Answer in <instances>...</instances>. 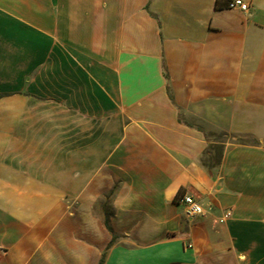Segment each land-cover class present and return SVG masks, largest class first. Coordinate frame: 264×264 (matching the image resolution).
I'll list each match as a JSON object with an SVG mask.
<instances>
[{
	"label": "crops",
	"instance_id": "crops-1",
	"mask_svg": "<svg viewBox=\"0 0 264 264\" xmlns=\"http://www.w3.org/2000/svg\"><path fill=\"white\" fill-rule=\"evenodd\" d=\"M216 1L0 0V264H264V0Z\"/></svg>",
	"mask_w": 264,
	"mask_h": 264
},
{
	"label": "built area",
	"instance_id": "built-area-1",
	"mask_svg": "<svg viewBox=\"0 0 264 264\" xmlns=\"http://www.w3.org/2000/svg\"><path fill=\"white\" fill-rule=\"evenodd\" d=\"M226 8L239 9L243 12H250L252 9L251 3L245 0H229ZM179 202L184 207V214L188 219H195L196 217L203 216L208 212V209L192 194L184 193L179 197ZM232 216V209H225L220 216L221 222L227 221ZM189 246H192L189 243Z\"/></svg>",
	"mask_w": 264,
	"mask_h": 264
},
{
	"label": "rangeland",
	"instance_id": "rangeland-1",
	"mask_svg": "<svg viewBox=\"0 0 264 264\" xmlns=\"http://www.w3.org/2000/svg\"><path fill=\"white\" fill-rule=\"evenodd\" d=\"M211 140H215V141H225L230 139V137L225 136L224 134H217L215 136H211L210 137ZM236 142H255V139L253 137H249V136H244V137H237L235 139H233ZM220 149H221V145H216L215 147V151H212V155H211V162H214L215 160L218 159L219 154H220ZM206 159H209V155L206 157Z\"/></svg>",
	"mask_w": 264,
	"mask_h": 264
},
{
	"label": "trees",
	"instance_id": "trees-1",
	"mask_svg": "<svg viewBox=\"0 0 264 264\" xmlns=\"http://www.w3.org/2000/svg\"><path fill=\"white\" fill-rule=\"evenodd\" d=\"M216 7H222V5H221V0H217L216 1ZM257 142V141H256ZM211 166L213 165V163L211 162V164H210ZM101 263H102V260H101Z\"/></svg>",
	"mask_w": 264,
	"mask_h": 264
}]
</instances>
